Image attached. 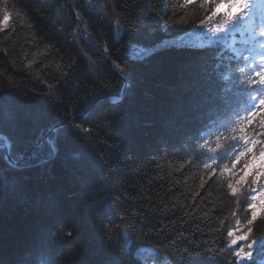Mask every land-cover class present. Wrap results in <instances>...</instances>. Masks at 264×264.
I'll return each instance as SVG.
<instances>
[{"label":"trees","instance_id":"1","mask_svg":"<svg viewBox=\"0 0 264 264\" xmlns=\"http://www.w3.org/2000/svg\"><path fill=\"white\" fill-rule=\"evenodd\" d=\"M200 2L181 9L184 0H8L0 143L11 148L10 159L0 148V264H236L232 248L216 250L227 247L229 212L243 220L251 193L237 208L223 183L209 189L207 180L206 192L200 182L204 165L230 164L239 150L233 142L211 151L216 134L253 110L257 90L246 75L256 45L249 34L233 48L207 44ZM215 2L224 15L237 10L234 0ZM181 12L195 23L173 21ZM105 41L117 61L129 44L144 46L143 56L124 60L125 84L96 81ZM34 56L40 66L30 69ZM57 63L72 67L50 92L40 81L57 79ZM185 248L200 254L189 259ZM250 264H264V238Z\"/></svg>","mask_w":264,"mask_h":264},{"label":"snow or ice","instance_id":"2","mask_svg":"<svg viewBox=\"0 0 264 264\" xmlns=\"http://www.w3.org/2000/svg\"><path fill=\"white\" fill-rule=\"evenodd\" d=\"M198 0H184L182 5H179L181 9L188 5H193L197 3ZM200 6L206 8L203 17H198L200 25L206 27L208 31L212 34L226 32L230 26L238 19L239 16L243 15V10L249 7V0H234L230 8H236V12L232 14L229 12L228 15H224L220 9L225 7V4L217 3L215 0H201ZM85 10H90L86 8ZM84 10V11H85ZM222 13V14H221ZM75 15V13H73ZM99 15V13H97ZM7 16V19L5 17ZM12 19L13 11H10L8 6V0H4L2 6H0V28L3 29L2 34H7L13 31L12 29ZM173 21L178 23H195L188 18H185L183 12L179 14V18L174 13L172 17ZM165 25L171 23L167 19L163 20ZM129 29L128 31H130ZM251 30V26H249ZM114 31L117 35L123 38L125 37V30L122 25H120L119 20L114 24ZM261 38H264V33L261 34ZM246 39V37H245ZM197 43H205V41H198ZM207 44H223L227 45L232 43L231 40H226L223 38L213 37L209 39ZM99 47V45H98ZM52 51H55L52 48ZM126 55L121 60H115L112 56V48L107 43L104 42L103 47H100L99 55L107 57L106 60L101 61L97 69L96 81L107 83L108 80H112L113 77L120 79L124 84V77L127 74L128 65L124 63V60L132 61L133 58H139L140 55L136 53H143L144 46L142 45H132L129 44L127 47L121 49ZM38 57H33L28 64L31 69L33 65L39 67L40 65L36 63ZM48 57H45L47 60ZM43 62V61H42ZM110 65L108 74H104V65ZM49 67V65H46ZM72 67L71 63L55 64V72L58 73L57 79H42L40 81L46 90L55 91L59 88V82L66 75L64 72L65 68L70 69ZM219 74V69H214ZM241 72L246 70L241 68ZM225 79L221 75V80ZM247 83L255 88L257 91L252 96L253 101H255L253 110L250 111L246 116L239 118L235 125L231 127L226 133L221 132L216 134L217 142L213 145L211 151L218 152L223 150L228 144L233 142H239V150L235 155V158L230 164L220 165L215 160L211 164H206L202 167L203 173L206 180H201L200 188L205 189V184L207 180H211L208 184V188H212L213 185L218 182L223 183L226 187L222 190L224 197L230 196L235 199V204L237 208L240 206V197L244 193H251L248 197L249 203L247 204V215L241 220L240 213L237 210L229 212L231 217V226L224 227L223 230L227 236V247L224 249H217L216 252L224 254L229 248L233 249L232 256L236 260V264H243L244 261L250 262L255 258V246L260 238H264V230H260L259 234L257 232V226L259 224H264V54L261 55L259 61H253L248 65ZM120 96V91L112 96L113 98H118ZM86 100L87 97L85 96ZM82 127L85 133H90L93 131L91 126H79ZM5 137L0 135V140ZM199 147H206V144L202 143ZM9 148H11V142L9 141ZM188 167L192 166V163H186ZM207 192V189H205ZM207 205V201H205ZM203 211L205 216H208L207 207L200 209ZM190 219H195L191 213H186ZM225 224L229 223L228 218L225 217ZM197 231L203 235L202 229L197 226ZM70 235L71 232L69 231ZM183 238V237H182ZM190 243L196 245L199 248L203 242H197L193 237ZM205 251V248H204ZM185 252L188 258L199 255V252L192 251L185 248Z\"/></svg>","mask_w":264,"mask_h":264},{"label":"rangeland","instance_id":"3","mask_svg":"<svg viewBox=\"0 0 264 264\" xmlns=\"http://www.w3.org/2000/svg\"><path fill=\"white\" fill-rule=\"evenodd\" d=\"M185 44H187V43H185ZM145 52V51H144ZM139 54V53H138ZM140 56H143V53H141V55ZM160 264H164V263H160Z\"/></svg>","mask_w":264,"mask_h":264},{"label":"water","instance_id":"4","mask_svg":"<svg viewBox=\"0 0 264 264\" xmlns=\"http://www.w3.org/2000/svg\"><path fill=\"white\" fill-rule=\"evenodd\" d=\"M6 157L9 158V154L8 153L6 154Z\"/></svg>","mask_w":264,"mask_h":264}]
</instances>
